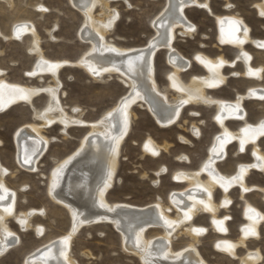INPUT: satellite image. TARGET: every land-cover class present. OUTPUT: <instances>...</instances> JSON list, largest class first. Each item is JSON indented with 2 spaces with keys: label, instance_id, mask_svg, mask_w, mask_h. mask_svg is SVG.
<instances>
[{
  "label": "bare ground",
  "instance_id": "obj_1",
  "mask_svg": "<svg viewBox=\"0 0 264 264\" xmlns=\"http://www.w3.org/2000/svg\"><path fill=\"white\" fill-rule=\"evenodd\" d=\"M0 1L9 8L13 6V0ZM210 1L165 0L164 7L150 23L154 34L147 43L142 47L119 48L107 40V35L113 30L117 21V12L114 9L110 10V0H69L68 2L73 8L75 7L83 16V24L80 26L78 38L83 44L89 46L74 62L52 60L45 57L40 48L41 39L32 23L20 22L11 27L8 39L22 40L28 37L31 41L28 51L34 57V62L31 70L28 71L33 74H27L29 78L42 81L43 77L48 76L53 83L44 88L12 83L4 77L5 73L0 70L2 73L0 75V114L19 104L31 107V111H33L32 122L18 127L12 136L16 153L15 161L19 169L28 174H36L39 171L41 159L43 160L49 146L56 141L54 138L46 136L45 130L58 126L59 134L65 139L69 137L68 131L72 128H89L75 150L57 162L53 160L55 163L48 177L46 176L49 199L69 213V231L46 242L38 250H33L34 252L32 251L23 264H74L71 256V244L75 234L82 227L99 223H110L120 234L125 251L138 257L142 264H145L146 259L150 260L151 264H196L197 261L207 264L195 245L199 241V237L207 230L203 228L205 231L197 234L194 229L201 227L195 226L193 221L199 214H207L213 230L215 229L220 236L224 237L229 232L228 219H226L227 216L219 218L217 214L220 209L227 210L229 201L231 202L229 193L233 189L240 191V198L244 202L241 210L244 224L239 227L240 236L237 242L219 240L215 244L216 249L236 258L239 247H244L248 240L259 239L260 226L264 224V214L245 200L244 195L251 189H256V191L262 192L264 201V189L251 187L247 184V176L252 171L264 173V153L259 148V142L264 139L260 129V125L264 123V117L255 123H250L247 120L248 116L243 104L245 101L264 100L260 98L264 96V88L257 85L250 86L243 94H236L233 100L213 97L210 92L224 88L228 78L231 77V75L227 76L224 70L233 69L238 64L243 70L240 74L232 73L234 77H241L255 83L261 82L264 68L252 66L253 56L247 52L246 47L251 46L255 50L264 51V47L258 46L264 44V39L253 38L250 26L237 14H230L234 8L232 0H220L223 2L222 10L225 11V14L220 15L213 14ZM181 3L187 5L183 9V13L179 10ZM202 3L207 4L208 7H199ZM228 5H232V7H228ZM34 8L41 15L47 13V11L41 10L46 8L42 5H37ZM97 8L102 12L98 16L95 15ZM191 8L201 9L210 14L215 27H217L218 44L221 47L228 46L236 50L232 60L228 61L223 56L211 58L200 52L194 54L192 59H188L174 48L173 42L177 35L191 37L196 32V27L185 16V10ZM254 8L258 17L264 20V16L261 15V11H264V0L257 3ZM110 21L111 26L105 27ZM234 21L241 23L237 25L233 23ZM189 25L195 27L194 32L188 30ZM237 27L239 31L236 30ZM245 29H247V35L244 34ZM48 33V37L52 36L50 31ZM5 37L0 31V38ZM100 37L103 39L101 40ZM111 49H115V51H111ZM159 50H165V61L171 68L166 79L169 89L175 93V97L172 99L168 98L166 92L160 90L156 82L154 57ZM141 53L144 54L143 61L136 59ZM0 55H2L1 52ZM197 56L201 57L200 61L196 59ZM130 60L133 62L134 70L129 69ZM221 61H224L222 65H220ZM193 63L201 66L205 73L201 76L193 75L189 78L188 83H184L181 75L188 72ZM50 65H59V67L52 68ZM64 67H76L94 82H98L104 77L118 75L119 80L129 89L111 109L106 110L97 120L86 122L75 117L80 112V110L75 111L78 108L72 110L73 115L71 116L61 103L59 73ZM210 82H216L218 86L208 87ZM16 89H24L31 94L27 100H23L20 99L21 93ZM137 92L139 95H135ZM129 94H133L127 109L129 127L123 139L117 141L114 137L118 138L121 135V118L117 117L115 120L109 121L105 117L110 111L119 109ZM40 96H45L47 102L42 109L38 110L34 107L33 101ZM182 100L189 102L181 105ZM137 103H142L162 128L178 125L181 115L187 107H214L212 117L219 132L212 137L207 156L197 170L192 172L178 170L171 175L174 183H184L186 187L182 190L169 192V206L163 205L159 200L143 207H135L125 203H110L106 199V194L115 185L121 146L130 133L132 108ZM237 107L240 109L239 112L236 111ZM175 108H179V116L174 117L175 122L169 124L165 118V110L170 112ZM218 116L220 120L217 119ZM237 116H242V118L237 119ZM228 122L242 123V125L236 131H232L227 126ZM245 129L247 131H244ZM197 131L199 132L197 126L192 125L194 136L199 137L196 134ZM241 141H243L244 151H240ZM231 145H236L237 155L246 153L247 148L250 147L252 162L237 164L234 173L224 174L218 169V164L227 160V148ZM167 148L166 144L160 147L151 139H147L143 145V154L155 158L159 155H153V150L160 154L162 150H168ZM34 149L42 151L32 157L31 165L23 164L25 155L31 154ZM180 160L187 162L188 158L181 157ZM205 165H209V167L206 169ZM242 166L246 170L243 173L242 181L236 180L229 184L233 177L241 175ZM29 167L35 168V171H29ZM164 173L165 168L155 171L157 177ZM8 174L9 171L0 163V185H2L0 197H3L0 199V217H3V221L0 222V251H2L0 258L17 246L20 241L18 235L9 228L8 220L17 222L18 227L20 226L22 229H29L32 227L31 218L40 212L39 210L21 213L16 211L17 192L6 185L5 178ZM54 183L57 187L50 194ZM202 189L206 191H202ZM216 190H219L222 196L217 203L214 201ZM208 192L212 193L211 199L208 198ZM201 200L208 205L207 208L200 203ZM9 207H11V214L5 211ZM189 208L192 209L190 212ZM171 209L175 211V216H170ZM185 213L191 216V219H188ZM21 220H26L27 223L22 225ZM165 221L168 222L167 225ZM5 228L13 235L7 237L4 232ZM249 228L254 229L257 235L245 237L244 233ZM33 229L38 236L42 235L39 229H43V233L45 232L41 226H33ZM149 229H160L161 234L147 238L146 233ZM222 229H226V231ZM180 231L190 237L192 242L183 250L174 251L172 243ZM66 237H70L69 245L65 249L67 260L60 255L61 250L65 248L62 241ZM147 253H151V255L149 256ZM261 259L259 251L254 250L241 258L240 261L241 264H259Z\"/></svg>",
  "mask_w": 264,
  "mask_h": 264
},
{
  "label": "rangeland",
  "instance_id": "obj_2",
  "mask_svg": "<svg viewBox=\"0 0 264 264\" xmlns=\"http://www.w3.org/2000/svg\"><path fill=\"white\" fill-rule=\"evenodd\" d=\"M68 1L13 0L11 8L0 1V31L7 38H0L2 53L0 70L5 73L4 77L9 82L40 88L53 84L48 76L38 81L27 75L34 62V57L28 51L31 41L28 37L22 40L8 39L14 24L29 22L35 26L41 39L40 48L48 59L74 62L88 49L89 46L78 38L83 16ZM260 1H231L234 8L230 14L241 17L252 29V37L255 39H264V20L258 17L254 8ZM37 5L46 7L47 13L44 15L37 13L34 8ZM109 5L110 10L114 9L117 12V21L113 30L107 35V40L119 48H135L144 46L153 36L154 31L150 23L164 7L165 0H110ZM210 7L214 15L225 14L222 10L223 2L220 0H211ZM95 12L96 16L102 13L99 8ZM185 16L196 27V32L191 37H184L178 33L173 42L177 51L188 59H192L193 55L199 52L211 58L223 56L228 61L233 59L236 50L218 44L217 27L208 12L191 8L185 10ZM48 31L52 36L48 37ZM246 50L253 56L252 66L264 68V51L255 50L251 46H247ZM165 55V50H159L154 57L155 78L160 90L166 92L168 98L172 99L175 93L168 87L166 76L171 72V68L165 61ZM202 69L201 66L193 63L192 68L181 75L183 82L188 83L193 75H204L205 71ZM242 70L240 64L233 69H225L224 73L231 77L228 78L224 88L210 92L211 96L233 100L236 94H243L250 86L257 85L264 88V72L261 82L255 83L232 75L234 72L240 74ZM59 78L60 100L66 112L72 116V110L78 108L80 112L75 117L86 122L97 120L129 89L119 80L118 75L104 77L94 82L76 67H64L59 73ZM46 102V97L40 96L33 101V104L39 110ZM243 107L250 123H255L264 117V100L245 101ZM31 110V107L19 104L0 114V163L9 171L5 178L6 185L17 192L16 211L20 213L30 210L40 211L31 218L32 227L29 229H22L18 227L17 222L8 220L9 228L18 235L20 241L0 258V264H23L33 250H38L46 242L64 235L70 228V216L67 210L51 201L47 195V177L54 163L75 150L89 128H72L68 131L69 137L65 139L59 134L58 126L45 130L46 136L56 141L49 146L47 154L43 160L41 159L39 171L36 174H28L19 169L15 161L16 153L12 136L18 127L32 122ZM193 112L198 114L193 115ZM213 114L214 107H187L178 125L162 128L142 103L135 104L132 108L131 130L121 146L115 185L106 194L108 202L143 207L159 200L163 205L169 206V192L186 187L184 183H174L171 175L178 170L185 172L197 170L207 156L212 137L219 132L213 121ZM192 125L199 129V137L194 136ZM240 125L242 123H227L232 131H236ZM147 139H151L160 147L168 145V150H162L155 158L143 154V145ZM235 147L236 145L229 146L227 160L218 164V169L224 174L234 173L237 164L252 162L250 147L247 148L246 153L239 155ZM259 148L264 153V139L259 142ZM181 157L188 158V161L181 162ZM159 168H165V173L157 177L155 171ZM247 184L264 189V173L252 171L247 176ZM229 196L231 202L227 210L220 209L217 214L219 218L230 217L227 220L229 232L224 237L213 230L207 214L201 213L194 219L195 226L207 230L195 244L199 254L207 264H241L240 259L255 250L259 251L262 257L259 264H264V224L260 226L259 239L248 240L244 247H239L236 258L216 249L215 244L219 240L237 242L240 236L239 227L244 224L241 216L244 202L240 198V191L233 189ZM262 197V192L256 189H251L244 195L245 200L264 214ZM221 198V192L216 190L214 201L217 203ZM169 214L176 215L173 209ZM33 226H41L45 232L38 236ZM182 232L180 231L176 240H173L174 251L183 250L192 242L191 238ZM160 234V229H149L146 237L153 238ZM71 256L74 264H142L138 257L125 251L120 234L110 223L82 227L72 240Z\"/></svg>",
  "mask_w": 264,
  "mask_h": 264
},
{
  "label": "snow or ice",
  "instance_id": "obj_3",
  "mask_svg": "<svg viewBox=\"0 0 264 264\" xmlns=\"http://www.w3.org/2000/svg\"><path fill=\"white\" fill-rule=\"evenodd\" d=\"M129 6L131 7V5H129ZM185 6H187V5L184 4V3H181L179 5V10H180L181 13H183V9H184ZM199 7L207 8L208 5L202 3V4L199 5ZM228 7H232V5H228ZM41 10L42 11H48V9H46V8H43ZM261 15L264 16V11H261ZM233 23L239 25L241 22L240 21H234ZM110 26H111V21L109 22L108 25H105V27H110ZM188 30L191 31V32H194L195 31V27L189 25ZM236 30L239 31V28L237 27ZM244 34L247 35V29L244 30ZM100 39L102 40L103 37H100ZM240 42L242 43V41H240ZM258 46L259 47H264V44H259ZM153 47H154V45H153ZM111 51H115V49H111ZM245 55H246V53H245ZM136 59L143 61L144 54L141 53L138 57H136ZM196 59L198 61H200L201 60V57L197 56ZM249 59H251V58L249 57ZM223 63H224V61H221L220 62V65H222ZM50 67L56 68V67H59V65H50ZM129 69L130 70H134V65H133V62L131 60L129 61ZM105 71H107V69H105ZM27 74L28 75H32L33 73H27ZM0 75H2V73H0ZM169 79H171V77H169ZM217 86H218V84L216 82H210L208 84V87H217ZM16 90L21 93L20 99H23V100H27L28 97H29V95L31 94V93L27 92L24 89H16ZM153 90H155V89H153ZM135 95H139V93L137 92V93H135ZM157 95H159V93H157ZM132 98H133V94H129L128 97L124 99V102H123V104L121 105V107L119 109H117L115 111H110L107 114V116L105 117V119L106 120H109V121L115 120L117 117H120L121 118V135L118 138L114 137V139L117 140V141L119 139H123V136L127 134V129L129 127V123H130V121H129V114H128L127 109L129 107V101H131ZM260 98L261 99H264V96H261ZM189 99H191V97H189ZM188 102H189L188 100H182L181 101V105L187 104ZM75 111H79V109H75ZM236 111L239 112L240 109L237 107ZM197 114L198 113H195V112L193 113V115H197ZM178 116H179V108L172 109L170 112H169V110H165V118L167 120V123H169V124L174 123L175 122L174 117H178ZM236 118L237 119H241L242 116H237ZM217 119L220 120V117L218 116ZM260 129H261V134L264 135V123H262L260 125ZM244 131H247V129H245ZM196 134L199 135V132L197 131ZM17 135H19V133H17ZM218 139H219V137H218ZM145 147L147 148V145ZM40 151H42V150L41 149H34L31 154L25 155L24 160H23V164L31 165V163L33 162L32 157L36 156L37 153L40 152ZM240 151H244L243 141H241ZM152 154L153 155H159V153L156 152V151H154V150L152 151ZM77 155H78V153H77ZM208 167H209V165H205V168L206 169ZM29 171H35V168L29 167ZM245 171H246L245 168L242 166L241 167V175L240 176H237V177H233L232 180L229 181V184H231L233 181H236V180L242 181V179H243V173ZM109 176H110V174H109ZM57 177H58V174H57ZM0 187H2V185H0ZM56 187H57V185L54 183L52 185V192H50V194H52L55 191V188ZM244 190L247 191L248 189H244ZM202 191H206V190L205 189H202ZM225 191H227V188H225ZM207 195H208V198L211 199L212 193L211 192H208ZM0 199H3V197H0ZM200 203L204 204V207L205 208L208 207V205L203 200H201ZM229 203H230V201H229ZM101 206L103 207V205H101ZM191 210L192 209L189 208V212ZM5 211H7L9 214H11V207L5 209ZM41 214H43V213H41ZM185 215L187 216L188 219H191V216H188L187 213H185ZM257 215H259V213H257ZM161 219H163V217H161ZM226 219H230V217H226ZM2 221H3V217H0V222H2ZM20 223L23 225V224H26L27 221L26 220H21ZM165 224L167 225L168 222L165 221ZM222 230H225L226 231V229H222ZM194 231H196L197 234H200V233H202L205 230L203 228H200V229H194ZM4 232H5V234H6L7 237H10V236L13 235V233L12 232H9L6 228L4 229ZM39 232H40V234H43V229H39ZM244 234H245V237H247L249 235H252V236L257 235V233L255 232V230L252 229V228H249L247 231H245ZM69 242H70V237H66L62 241V244L65 246V248L61 250L60 255L63 256L65 258V260H67V252H66L65 249L69 245ZM137 247H139V245H137ZM217 247L219 248V245H217ZM0 254H2V251H0ZM147 255L150 256L151 253H147ZM145 264H151L150 260L146 259L145 260ZM196 264H203V262L202 261H197Z\"/></svg>",
  "mask_w": 264,
  "mask_h": 264
}]
</instances>
